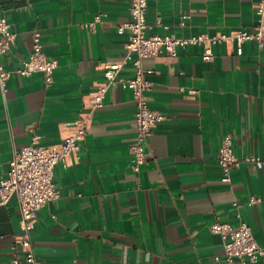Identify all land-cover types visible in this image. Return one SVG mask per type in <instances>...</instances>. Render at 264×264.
Masks as SVG:
<instances>
[{"label":"crops","instance_id":"crops-1","mask_svg":"<svg viewBox=\"0 0 264 264\" xmlns=\"http://www.w3.org/2000/svg\"><path fill=\"white\" fill-rule=\"evenodd\" d=\"M262 1L147 0L146 24L148 32L176 37L252 33ZM0 15L16 33L0 57L10 71L4 91L0 86L1 180L15 151L33 140L60 143L87 111L105 65L122 62L129 30L118 29L131 17L129 0H0ZM36 32L43 54L58 63L49 86L41 73L15 72ZM212 50L210 62L202 61L197 46L143 60L151 84L146 101L164 118L138 171L131 168L133 95L117 81L108 87L77 158L54 167L59 199L36 214L31 244L41 264H216L223 245L210 232L215 222H243L264 244V166L242 163L225 183L217 163L226 134L238 159L264 161V46L247 41L240 53L236 43ZM131 76L124 64L118 78ZM252 197L261 201L249 204ZM18 221L12 197L0 206V264L20 255Z\"/></svg>","mask_w":264,"mask_h":264},{"label":"built area","instance_id":"built-area-1","mask_svg":"<svg viewBox=\"0 0 264 264\" xmlns=\"http://www.w3.org/2000/svg\"><path fill=\"white\" fill-rule=\"evenodd\" d=\"M147 0H129V14L131 21L119 27V32L129 30L128 40L122 53V62L105 65L103 82L99 85L87 101V111L80 114L70 125L69 133L60 143L51 146H41L36 140L29 145L15 151L9 162L6 177L0 180V206L6 205L12 197L16 198L20 236L16 244L20 255L15 254L12 264H41L33 252L31 232L34 229V220L37 212L46 204L59 199L60 194L53 183L54 167L61 164L67 167L74 159L84 141L90 127L92 113L103 106V100L108 87L118 82L123 89L131 91L135 104L134 124L136 127L135 143L131 146V168L138 171L139 167L148 160V141L155 133L158 123L163 120V115L152 109L145 98L150 89V82L146 76L150 71L143 67V60L157 55L176 56L179 49L188 46L202 48L201 59L210 62L214 59L212 48L219 44L236 43L240 53V46L247 41L255 42L261 48L264 46V1L256 7L259 23L254 32L244 30L234 31L230 34L217 33L209 36L199 34L190 37H176L165 33H151L146 24ZM98 17L90 27H93ZM185 17L180 25L184 26ZM161 25L160 18L156 21ZM16 33L4 16L0 15V57L3 56L14 43ZM124 64L132 67V76L118 78V73ZM58 63L56 59L46 57L42 52L40 33L33 34L32 50L23 59L15 72L23 77L34 73H41L46 86L53 82ZM10 71L0 63V86L4 91ZM217 163L222 170V181L230 182L229 173L242 163L255 164L257 168L264 166V161L254 155L238 159L232 147L230 134L223 136L217 153ZM261 199L252 197L249 204L260 202ZM210 232L219 235L223 245L222 257H215L216 264H256L264 258V244L258 243L253 237L250 227L241 222L237 226L228 223L215 222L210 227Z\"/></svg>","mask_w":264,"mask_h":264}]
</instances>
